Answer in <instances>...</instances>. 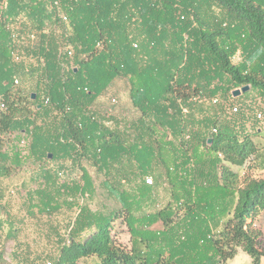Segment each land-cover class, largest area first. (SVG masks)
I'll return each instance as SVG.
<instances>
[{
    "label": "trees",
    "instance_id": "obj_1",
    "mask_svg": "<svg viewBox=\"0 0 264 264\" xmlns=\"http://www.w3.org/2000/svg\"><path fill=\"white\" fill-rule=\"evenodd\" d=\"M120 82L129 114L98 109ZM257 109L264 0H0V180L26 177L31 264H260L264 176L233 169L264 164Z\"/></svg>",
    "mask_w": 264,
    "mask_h": 264
},
{
    "label": "rangeland",
    "instance_id": "obj_2",
    "mask_svg": "<svg viewBox=\"0 0 264 264\" xmlns=\"http://www.w3.org/2000/svg\"><path fill=\"white\" fill-rule=\"evenodd\" d=\"M234 62H237L235 58ZM27 90L30 88L26 84ZM244 93H241V95ZM240 95V96H241ZM112 98L117 101L116 107H112L110 102ZM96 107L100 110L114 108L115 110L120 109L124 113L129 114L130 105L129 99L126 92V87L123 83L115 84L107 94L102 97ZM247 128L250 131H255L260 128L262 131L260 134H252L253 142L259 150H264V124H258L252 116L247 121ZM236 171H240V175H249L252 178H262L264 176V164L260 167H246L241 170L237 167L233 168ZM88 170L95 180V184H99L102 177L94 172V169L88 167ZM25 176H18L11 178V180L4 181L0 180V250L3 252L7 260H11V254L13 250L20 252L21 250L27 254L21 253L24 256V264H31V260L35 258L33 254H28L30 251L27 248L28 244H32V240L35 237V232L39 229L33 220L23 218L26 209L25 202V187L21 186V182L25 179ZM157 198L160 203L166 199V192L163 188L157 193ZM100 199H97V203L103 202V198L99 195ZM107 203V202H106ZM153 209V208H151ZM64 216V215H62ZM41 225V224H40ZM256 227L261 231V243L260 249L263 253L260 264H264V211L259 213L255 220ZM115 236L118 242L126 243L128 236L124 227L119 225V222L114 223ZM16 229L17 235L12 236L10 230ZM45 230V229H44ZM15 242H19L15 248ZM29 242V243H27ZM34 247V246H33ZM30 256V257H29ZM29 257V258H28ZM30 259V260H29ZM228 264H252L250 257L244 252L240 251Z\"/></svg>",
    "mask_w": 264,
    "mask_h": 264
},
{
    "label": "built area",
    "instance_id": "obj_3",
    "mask_svg": "<svg viewBox=\"0 0 264 264\" xmlns=\"http://www.w3.org/2000/svg\"><path fill=\"white\" fill-rule=\"evenodd\" d=\"M17 83V82H16ZM47 99H44L43 100V103L44 104H47ZM217 101V99H213L212 100V103L215 104ZM113 105L117 104V101L115 98H112L111 101H110ZM237 112H239V108L237 106H233L230 110V114H236ZM254 120L258 123V124H264V112L262 110H255L254 111ZM216 130L214 129L213 132H215ZM22 143H25V140L22 142ZM145 183L147 185L149 184H152V181L151 179H146L145 180Z\"/></svg>",
    "mask_w": 264,
    "mask_h": 264
},
{
    "label": "water",
    "instance_id": "obj_4",
    "mask_svg": "<svg viewBox=\"0 0 264 264\" xmlns=\"http://www.w3.org/2000/svg\"><path fill=\"white\" fill-rule=\"evenodd\" d=\"M248 90H249V87L248 86H245V87H242L241 89L234 90L233 93H232V95H233V97H238V96L241 95V93H245ZM32 98L35 99V95H33ZM210 142H211V140H209V143Z\"/></svg>",
    "mask_w": 264,
    "mask_h": 264
},
{
    "label": "crops",
    "instance_id": "obj_5",
    "mask_svg": "<svg viewBox=\"0 0 264 264\" xmlns=\"http://www.w3.org/2000/svg\"><path fill=\"white\" fill-rule=\"evenodd\" d=\"M241 250H239L238 252H237V254L240 252ZM243 252V251H242ZM229 263V262H228Z\"/></svg>",
    "mask_w": 264,
    "mask_h": 264
}]
</instances>
